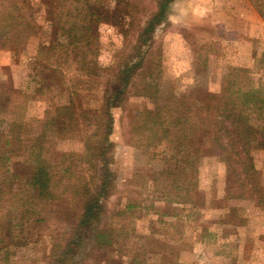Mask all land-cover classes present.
I'll use <instances>...</instances> for the list:
<instances>
[{
    "label": "trees",
    "instance_id": "1",
    "mask_svg": "<svg viewBox=\"0 0 264 264\" xmlns=\"http://www.w3.org/2000/svg\"><path fill=\"white\" fill-rule=\"evenodd\" d=\"M0 1V50L20 55L37 37L43 40L34 58L45 67L37 74L40 92L53 84L63 91L68 72L75 86L77 75L95 87L106 80L103 104L86 135L82 155L54 150L58 140L73 138L79 130L73 93L65 103L51 105L39 133L33 135L26 118L29 95L15 89L0 92V180L12 186L8 193L0 191V221L12 230L13 214L22 207L24 228L32 223L34 205L56 203L71 194L80 201L72 232L54 244L52 264H82L90 232L96 234L98 247L113 248L107 201L117 188L111 168L115 109L130 113V145L160 163L151 182L168 205L200 206V164L214 156L228 162L226 200L250 201L254 208L264 209V182L254 157L257 150L264 152V77L254 86L251 70L236 66L219 87L210 88L206 69L198 66V81L188 93L159 95L155 75L160 72L162 52L155 34L176 0H155L157 9L149 14L146 0H40L42 25L33 0ZM249 1L264 21V0ZM140 11L144 20L136 17ZM104 26L124 38V48L109 67L100 64ZM261 63L264 75V59ZM134 98L146 105L130 110L128 103ZM73 158L86 166L90 180L67 183L73 171L64 164ZM14 186L24 189L17 193ZM134 207L129 204L127 211ZM231 212L225 222H245L237 207ZM45 221L38 217L33 223Z\"/></svg>",
    "mask_w": 264,
    "mask_h": 264
},
{
    "label": "rangeland",
    "instance_id": "2",
    "mask_svg": "<svg viewBox=\"0 0 264 264\" xmlns=\"http://www.w3.org/2000/svg\"><path fill=\"white\" fill-rule=\"evenodd\" d=\"M33 2L37 21L42 25L44 7L40 0ZM146 3L147 14L156 11L155 0H146ZM136 17L145 19L141 11ZM155 40L156 47L162 52L160 72L156 73L155 79L159 95L164 98L188 93L198 81V66L206 69L210 88L219 87L222 78L236 66L251 70L254 86L259 85L264 77L261 72L264 21L249 0H176L167 21L158 27ZM41 41L42 38L37 37L20 55L11 50H0V92L15 89L29 95L26 118L33 135L39 133L51 105L65 103L73 93L80 118L79 130L73 138L58 140L54 150L60 154L82 155L86 135L93 129V120L103 104L106 80L95 87L77 75L75 86L70 83V72L66 71L63 91L53 84L40 92L37 74L45 67L35 63L34 58ZM101 42L100 64L109 67L124 48V38L118 30L104 26ZM145 103V100L134 98L128 106L131 110L144 107ZM113 114L112 140L116 148L111 168L117 177V188L107 201L108 215L111 216L107 224H111L109 230L113 232L114 245L113 248L98 247L96 234L90 232L91 239L86 241L81 256L84 259L82 264H250L248 261L264 264L252 248L246 250L251 260L238 263L236 246L239 237L243 238V243L248 236L249 243L255 244L257 239L264 241V222L259 213L263 209L254 208L250 201H224L228 162L214 156L202 160L199 207L168 205L154 192L151 182V175L160 168V163L130 145L129 111L115 109ZM254 157L264 182V152L257 150ZM64 165L73 171V175L66 179L67 183L78 184L83 178L91 179L92 174L79 159H69ZM13 188L17 193L24 189L23 186ZM11 190L12 186L0 180V191L8 193ZM6 199L10 202L8 197ZM129 204L135 207L127 211ZM234 207L247 222L242 236L238 235L236 228L244 226V222H228L221 227L227 219L226 212L229 210L232 214ZM79 209V198L73 194L56 203L43 201L34 205L32 223L23 228L20 225L25 223L26 210L19 207L13 214L12 230L7 222L0 221V264H52L54 244L72 232ZM220 216L223 218L221 224H213V220L219 221ZM38 217H44L46 221L33 223ZM203 227L215 229V232L204 233Z\"/></svg>",
    "mask_w": 264,
    "mask_h": 264
},
{
    "label": "crops",
    "instance_id": "3",
    "mask_svg": "<svg viewBox=\"0 0 264 264\" xmlns=\"http://www.w3.org/2000/svg\"><path fill=\"white\" fill-rule=\"evenodd\" d=\"M199 188H200V190L202 191V187L201 186H199ZM226 195H225V192H224V195L222 196L223 198H224V201H226V197H225ZM199 207V206H198ZM260 214H261V218L263 219V222H264V209L262 210V211H260L259 212ZM230 214V211L228 210L227 212H226V218H228V215ZM225 218V219H226ZM222 217L220 216V220L219 221H217V220H213V224H215V223H217V222H221L222 221ZM224 219V220H225ZM245 222H244V226H239L238 228H236L237 229V232H238V235H243L244 234V231L246 230V220H244ZM228 222H223V225L221 226V227H223V226H225L226 224H227ZM221 224V223H220ZM220 224H218L219 226H220ZM217 225V224H216ZM204 228V233H206V232H212V231H214L215 232V229H212V228H208L207 227V229L205 228V227H203ZM218 232V231H217ZM214 234H216V233H214ZM263 235H264V233H262ZM199 238H202V236L200 237L199 236ZM240 239L238 240V244H237V246H236V251H238V253H239V255H238V263H245V262H247L248 260H251V258H249L247 255H246V250H248L249 248H252V249H255V252L257 253V254H259L261 257V259L262 260H264V241H262V242H260L258 239H257V241L258 242H255V244L254 243H249L251 240H250V236H248V239H246V243H243V238L242 237H239ZM204 239V238H203ZM252 239V238H251ZM253 241V240H252ZM226 247V246H225ZM222 253V252H221ZM223 256V255H222ZM221 256V257H222ZM250 264H251V262L250 261H248Z\"/></svg>",
    "mask_w": 264,
    "mask_h": 264
}]
</instances>
